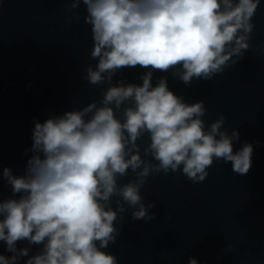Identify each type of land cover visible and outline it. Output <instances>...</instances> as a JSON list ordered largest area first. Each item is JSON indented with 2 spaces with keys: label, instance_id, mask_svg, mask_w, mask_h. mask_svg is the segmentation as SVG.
Returning <instances> with one entry per match:
<instances>
[{
  "label": "clouds",
  "instance_id": "9594fccd",
  "mask_svg": "<svg viewBox=\"0 0 264 264\" xmlns=\"http://www.w3.org/2000/svg\"><path fill=\"white\" fill-rule=\"evenodd\" d=\"M260 6L261 0H71L68 24L88 25L95 62L82 78L101 89L100 98L42 122L34 118L22 172L0 163V264H118L107 249L125 215L156 219L155 202L142 194L150 177L180 173L199 184L220 160L246 175L254 145L244 141L234 150L240 133L225 127L223 114L208 123L204 100L188 102L170 89L167 75L154 81V74L170 73L185 87L224 74L251 47ZM137 68L143 71L136 81L124 76ZM188 264L200 262L190 256Z\"/></svg>",
  "mask_w": 264,
  "mask_h": 264
},
{
  "label": "water",
  "instance_id": "95a60500",
  "mask_svg": "<svg viewBox=\"0 0 264 264\" xmlns=\"http://www.w3.org/2000/svg\"><path fill=\"white\" fill-rule=\"evenodd\" d=\"M70 2L0 0V163L17 174L34 118L42 122L100 98L101 89L82 78L84 67L95 63L92 41L82 19L68 24ZM79 11L84 14L83 5ZM253 22L244 60L212 81L185 87L170 73L154 74V81L167 75L170 89L188 102L204 100L208 123L223 114L225 127L240 133L234 150L244 141L254 145L251 170L238 175L220 160L199 184L180 173L150 177L142 194L155 202L156 219L125 215L121 235L107 249L118 264H188L190 256L200 264H264V0ZM141 71L123 74L136 81ZM2 191L9 195L7 186Z\"/></svg>",
  "mask_w": 264,
  "mask_h": 264
}]
</instances>
